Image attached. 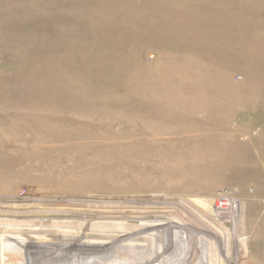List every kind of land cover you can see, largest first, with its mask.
Wrapping results in <instances>:
<instances>
[{"label": "rangeland", "instance_id": "obj_1", "mask_svg": "<svg viewBox=\"0 0 264 264\" xmlns=\"http://www.w3.org/2000/svg\"><path fill=\"white\" fill-rule=\"evenodd\" d=\"M262 114L264 0H0V264H264Z\"/></svg>", "mask_w": 264, "mask_h": 264}, {"label": "built area", "instance_id": "obj_2", "mask_svg": "<svg viewBox=\"0 0 264 264\" xmlns=\"http://www.w3.org/2000/svg\"><path fill=\"white\" fill-rule=\"evenodd\" d=\"M224 204L228 205V208L230 207V210H229L230 212H231L232 208L234 209V211H237V209H238V203H237L235 197L231 196L230 193L228 191H226V188H221L220 190L217 191V193L214 195V197L212 199L213 210H216L217 206H222ZM229 211L223 212V211L217 210L216 213L227 214V212H229ZM221 215H223V214H221ZM231 215H232V213H231Z\"/></svg>", "mask_w": 264, "mask_h": 264}, {"label": "crops", "instance_id": "obj_3", "mask_svg": "<svg viewBox=\"0 0 264 264\" xmlns=\"http://www.w3.org/2000/svg\"><path fill=\"white\" fill-rule=\"evenodd\" d=\"M261 117L262 118H264V115L262 114L261 115ZM260 138H262V139H260V152H261V158L259 157L258 158V161L256 162L257 164H256V166L257 167H263L264 168V154H262V153H264V133H262V136L260 137Z\"/></svg>", "mask_w": 264, "mask_h": 264}, {"label": "bare ground", "instance_id": "obj_4", "mask_svg": "<svg viewBox=\"0 0 264 264\" xmlns=\"http://www.w3.org/2000/svg\"><path fill=\"white\" fill-rule=\"evenodd\" d=\"M8 257H9V256H8ZM8 257H7V258H8ZM16 258H17V257H16ZM8 260H9V259H8ZM10 260H11V259H10ZM14 260H15V259H14ZM16 260H17V259H16ZM16 260H15V261H16ZM20 261H21V260H20ZM10 262H11V261H10ZM10 262H8V263H10ZM2 263H4V262H2ZM8 263H5V264H8ZM14 263H15V262H14ZM20 264H21V263H20Z\"/></svg>", "mask_w": 264, "mask_h": 264}]
</instances>
